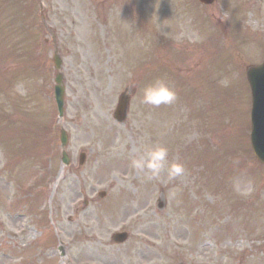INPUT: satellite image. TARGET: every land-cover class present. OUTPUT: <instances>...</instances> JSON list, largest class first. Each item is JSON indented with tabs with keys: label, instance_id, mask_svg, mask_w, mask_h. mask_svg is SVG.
<instances>
[{
	"label": "rangeland",
	"instance_id": "rangeland-1",
	"mask_svg": "<svg viewBox=\"0 0 264 264\" xmlns=\"http://www.w3.org/2000/svg\"><path fill=\"white\" fill-rule=\"evenodd\" d=\"M242 1L0 0V21L23 24L11 38L22 41V56L10 67L0 59L2 74H15L12 86L0 80V116L20 135L0 119V264H264V164L249 143L244 71L264 55V0ZM233 17L260 33L234 36ZM54 50L64 74L61 120ZM157 77L174 85V105L139 104L130 85ZM125 89L128 112L118 122ZM60 125L69 166L60 162ZM144 136L186 174L172 183L137 174L130 160ZM120 231L128 239L113 242Z\"/></svg>",
	"mask_w": 264,
	"mask_h": 264
},
{
	"label": "clouds",
	"instance_id": "clouds-1",
	"mask_svg": "<svg viewBox=\"0 0 264 264\" xmlns=\"http://www.w3.org/2000/svg\"><path fill=\"white\" fill-rule=\"evenodd\" d=\"M161 27L165 28L167 25ZM130 87L137 89L141 105L159 108L162 105H174L178 99L174 85L162 77H157L142 87L137 84H131ZM136 151L137 155L130 160V167L147 181L172 183L186 174V168L179 158L169 160V149L163 144L151 142L150 137H141ZM179 191L178 187L173 189L172 195L176 196Z\"/></svg>",
	"mask_w": 264,
	"mask_h": 264
},
{
	"label": "water",
	"instance_id": "water-1",
	"mask_svg": "<svg viewBox=\"0 0 264 264\" xmlns=\"http://www.w3.org/2000/svg\"><path fill=\"white\" fill-rule=\"evenodd\" d=\"M204 3H211L213 0H201ZM247 77L252 92L251 108V143L256 156L264 162V61L262 64L249 67ZM59 106L62 104L60 95H58ZM127 107V98L122 96L116 109V117L121 120L125 116ZM123 235L118 239H123Z\"/></svg>",
	"mask_w": 264,
	"mask_h": 264
},
{
	"label": "bare ground",
	"instance_id": "bare-ground-1",
	"mask_svg": "<svg viewBox=\"0 0 264 264\" xmlns=\"http://www.w3.org/2000/svg\"><path fill=\"white\" fill-rule=\"evenodd\" d=\"M175 234H177V231L175 232ZM178 234H180L179 235L180 239H182L184 237V231L183 230L180 233H178Z\"/></svg>",
	"mask_w": 264,
	"mask_h": 264
}]
</instances>
